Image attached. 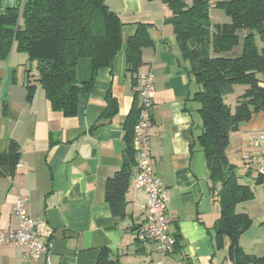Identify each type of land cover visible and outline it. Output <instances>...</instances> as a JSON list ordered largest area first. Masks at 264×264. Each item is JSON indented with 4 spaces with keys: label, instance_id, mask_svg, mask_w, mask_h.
Here are the masks:
<instances>
[{
    "label": "crops",
    "instance_id": "0c3cea01",
    "mask_svg": "<svg viewBox=\"0 0 264 264\" xmlns=\"http://www.w3.org/2000/svg\"><path fill=\"white\" fill-rule=\"evenodd\" d=\"M24 1L0 0V13L9 7L19 9ZM106 2L124 22L125 43L112 68H100L94 88L81 93L76 115L65 116L51 108L38 82L33 98H28L26 68L30 63L16 45L8 58L0 60V153L7 152L11 143L20 151V166L0 176V229L18 228L13 206L24 195L42 238L52 241L50 264H95L102 247H108L122 264H155V244L152 240L138 242L132 228L147 218L145 192L134 189V176L128 216H114L105 199L107 178L123 160L124 124L138 90L127 70L126 42L136 24L145 22L154 41L144 48L139 70L155 77L148 127L150 160L168 190L167 229L178 235L179 242L166 264H231L225 255L227 245L215 247L214 225L220 207L210 187L205 152L195 140L202 118L199 104L190 98L197 84L182 59L173 25L166 22L169 9L162 0ZM109 89L120 105L118 113L93 127L106 108ZM258 133H264V111L231 132L227 153L243 176L261 186L254 189L252 199L240 204L253 218L240 243L246 251L263 255L264 179L257 183L259 174L247 172L241 158L245 150L264 153V141L258 147L250 144V136ZM0 264H22L16 244L0 246ZM34 264H48L46 256Z\"/></svg>",
    "mask_w": 264,
    "mask_h": 264
},
{
    "label": "trees",
    "instance_id": "16d2710c",
    "mask_svg": "<svg viewBox=\"0 0 264 264\" xmlns=\"http://www.w3.org/2000/svg\"><path fill=\"white\" fill-rule=\"evenodd\" d=\"M162 1L169 9L166 22L173 25L182 59L197 84L190 98L199 104L202 118L195 140L205 152L210 187L220 207L214 225L215 247L227 245L225 255L231 264H264V254L250 253L241 246L240 238L253 224V218L238 206L252 199L255 191L252 184L242 181L243 175L227 153L231 132L264 111V0ZM213 5L222 7L230 17L229 22L217 24L215 29L210 16ZM122 21L106 0H25L21 8L9 7L0 13V60L8 58L16 45L18 51L28 55L30 63L26 68L28 98H33L38 82L51 108L74 116L81 93L94 88L100 68H112L122 49ZM153 42L145 22H138L127 39V70L134 87L138 86L137 76L144 64L143 50ZM238 86L241 90L232 107L226 99ZM135 91L134 105L124 124L123 160L108 176L105 190L112 214L122 219L129 215L128 195L137 169L134 136L141 107ZM106 102L93 127L118 113L120 105L111 89ZM18 163L19 148L11 143L7 152L0 153V176L12 174ZM263 179L259 175L256 182L262 183ZM141 224L132 226L135 233ZM175 237L178 242V235ZM136 240L149 239L141 240L136 234ZM95 264L122 263L108 247H102Z\"/></svg>",
    "mask_w": 264,
    "mask_h": 264
},
{
    "label": "built area",
    "instance_id": "2783aa9c",
    "mask_svg": "<svg viewBox=\"0 0 264 264\" xmlns=\"http://www.w3.org/2000/svg\"><path fill=\"white\" fill-rule=\"evenodd\" d=\"M138 93L141 114L135 126L134 144L136 148L137 169L134 175L133 187L136 191L145 192L144 208L147 218L137 229L136 234L141 240H152L158 254L155 264H166V257L174 252L178 243L175 235L169 231L167 205L168 190L162 180L155 174L150 156V137L148 127L151 119V109L154 103V74L139 73ZM264 141V133L250 136V144L260 146ZM244 167L256 170L264 176V153L253 154L249 150L242 151ZM17 166H20L18 163ZM28 198L19 195L14 204L15 214L18 216L19 226L13 230L0 229V246L14 243L20 250L22 264H34L42 256H46L51 263L52 241L44 240L40 234L36 219L29 213Z\"/></svg>",
    "mask_w": 264,
    "mask_h": 264
},
{
    "label": "rangeland",
    "instance_id": "374dc122",
    "mask_svg": "<svg viewBox=\"0 0 264 264\" xmlns=\"http://www.w3.org/2000/svg\"><path fill=\"white\" fill-rule=\"evenodd\" d=\"M216 1H218V0H212V2H216ZM210 16H211V20H212V24H213V28H214V29L216 28V25H217V24H222V23H225V22H229V21H230V17L227 16L225 10H224L222 7H218V6H214V5H213L212 8H211ZM259 44H261V42H259ZM237 49L240 50V49H241V45H239V46L237 47ZM237 89H238V90H236L234 93L228 95V96H227V99H226V101H227L232 107H234V105H235V103H236L237 96H238V94H239V91L241 90V87L238 86ZM233 147L237 148L236 145H234ZM229 148H231V147H229ZM235 150H237V149H235ZM236 152H238V151H236ZM235 154H236V153H235ZM235 157H236V158L239 157L238 154L235 155ZM241 158H242V156H241ZM237 159H238V158H237ZM240 165H241V164H240ZM254 171H256V170H254ZM256 172H257V171H256ZM242 181L252 184V186H253L254 189H255V188H256V189L258 188V190L261 189V186H257V185L255 186V185H254V182H253L252 180L247 179L246 176H243V177H242ZM238 209H239V210H243L242 205H239V206H238Z\"/></svg>",
    "mask_w": 264,
    "mask_h": 264
}]
</instances>
